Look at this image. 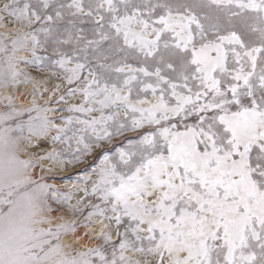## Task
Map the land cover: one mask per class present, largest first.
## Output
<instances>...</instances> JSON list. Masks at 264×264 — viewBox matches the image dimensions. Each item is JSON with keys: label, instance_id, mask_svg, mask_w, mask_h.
I'll return each instance as SVG.
<instances>
[{"label": "snow or ice", "instance_id": "1", "mask_svg": "<svg viewBox=\"0 0 264 264\" xmlns=\"http://www.w3.org/2000/svg\"><path fill=\"white\" fill-rule=\"evenodd\" d=\"M0 264H264V0H0Z\"/></svg>", "mask_w": 264, "mask_h": 264}, {"label": "rangeland", "instance_id": "2", "mask_svg": "<svg viewBox=\"0 0 264 264\" xmlns=\"http://www.w3.org/2000/svg\"><path fill=\"white\" fill-rule=\"evenodd\" d=\"M80 167H83V166H80ZM73 171H75V170H73Z\"/></svg>", "mask_w": 264, "mask_h": 264}]
</instances>
